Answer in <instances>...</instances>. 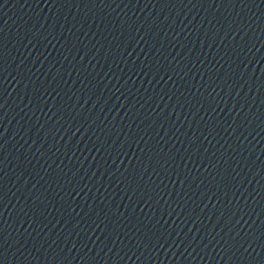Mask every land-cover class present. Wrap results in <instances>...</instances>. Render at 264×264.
Here are the masks:
<instances>
[{"label":"water","instance_id":"95a60500","mask_svg":"<svg viewBox=\"0 0 264 264\" xmlns=\"http://www.w3.org/2000/svg\"><path fill=\"white\" fill-rule=\"evenodd\" d=\"M0 264H264V0H0Z\"/></svg>","mask_w":264,"mask_h":264}]
</instances>
